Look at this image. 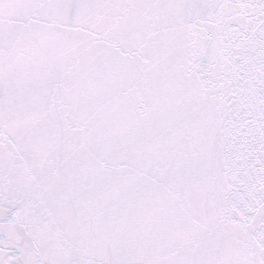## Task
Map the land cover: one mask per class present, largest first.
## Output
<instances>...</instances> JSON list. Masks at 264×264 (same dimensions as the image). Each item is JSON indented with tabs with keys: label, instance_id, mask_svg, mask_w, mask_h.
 <instances>
[{
	"label": "snow or ice",
	"instance_id": "6c2138e0",
	"mask_svg": "<svg viewBox=\"0 0 264 264\" xmlns=\"http://www.w3.org/2000/svg\"><path fill=\"white\" fill-rule=\"evenodd\" d=\"M0 264H264V0H0Z\"/></svg>",
	"mask_w": 264,
	"mask_h": 264
}]
</instances>
